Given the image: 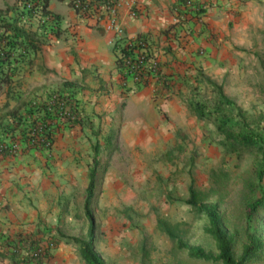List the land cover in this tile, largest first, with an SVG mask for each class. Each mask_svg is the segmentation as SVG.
<instances>
[{"label": "rangeland", "instance_id": "obj_1", "mask_svg": "<svg viewBox=\"0 0 264 264\" xmlns=\"http://www.w3.org/2000/svg\"><path fill=\"white\" fill-rule=\"evenodd\" d=\"M15 1L0 0V9ZM240 1L250 3L244 16L232 17L235 11L231 9L218 15L223 28L217 29L213 47L222 54V61H211L212 52L195 38L191 41L188 23L181 22L169 25L163 40L172 43L175 61H165L167 56L160 57L161 52L158 58L164 69L174 70L177 92L199 100L210 96L211 91L199 78L202 72L222 84L252 126L263 127L264 0ZM50 9L61 17L60 32L57 36L45 33L40 49L30 52L19 64L17 91L22 97L44 101L58 93L71 96L63 102L71 101L81 109L85 127H66L58 132L50 148L23 158L26 166L34 167L30 176L37 177L38 187L49 184L57 175L50 167L71 164L76 170L71 192H65L69 186L65 181L57 189L64 213L48 223L64 234L86 235L84 187L89 181L93 145L99 143L97 178L101 191L92 204V213L96 247L107 264H216L189 258L158 226V220L176 224L184 241L216 253L213 241L204 232V217L196 216L184 202L190 186L203 199L217 203L228 231L236 235L234 248L238 253L248 228L243 203L249 192L246 182L252 156L237 159L225 154L213 124L196 118L178 93L167 100L156 96L153 85L138 88L130 78L131 90H124L115 78L114 55L104 59L103 73L97 64L88 66L78 48L79 42L85 44V26L71 21L78 17L64 0H52ZM163 15L166 29L169 16L167 11ZM100 74L105 80L98 85L95 78ZM4 100L3 91L0 106ZM10 105L16 104L12 101ZM51 184L56 187L54 181ZM260 187L264 189V179ZM260 212L257 219L264 222V209ZM59 253L62 258L58 264H82L72 243H66ZM253 264H264V256Z\"/></svg>", "mask_w": 264, "mask_h": 264}, {"label": "trees", "instance_id": "obj_2", "mask_svg": "<svg viewBox=\"0 0 264 264\" xmlns=\"http://www.w3.org/2000/svg\"><path fill=\"white\" fill-rule=\"evenodd\" d=\"M182 1L180 0V3ZM49 2L50 0H37L34 4L35 7L27 10L21 8L19 0H16L14 4L0 9V96L3 91L5 95L4 105L0 106V141L19 138V136L23 138L37 120L44 121L46 136L51 139L52 144L56 134L62 129L75 126L85 127L84 114L71 101L67 102V105L70 116L73 118L65 116H62L63 119L56 118L46 105L61 104L62 100L71 96H62L58 93L55 95L56 100L53 98L48 102L29 96L22 97V94L17 91L16 84L19 85V82L16 81V77L19 73V64L26 59L30 52L33 53L40 49L45 33L51 31L53 35L57 36L60 32L61 17L48 8ZM198 13L196 12L193 16L198 17ZM39 15L46 19L41 20L38 18ZM166 32L168 33V30ZM136 38L137 44H133L129 49L122 47L117 51L116 48H113V51L115 63L122 79L134 80L132 77L137 79L138 74L143 77V83L137 80L134 83L138 88H141L151 83L150 72L146 64L144 66L143 63H138L139 68L134 74H126L123 72L121 61H119L120 52H131L132 49H135L138 55H144L148 59L154 56V53L157 54L155 57H158L159 51L153 46L149 37L138 35ZM158 68V76L155 80L156 96L168 100L178 93L186 108L196 118L213 124L216 132L221 136L219 144L225 154L234 155L237 159L244 155L252 156V163L248 171L250 176L246 182L249 192L246 193L243 203L248 228L244 232L245 239L241 241L238 253L234 248L236 235L228 231L224 215L217 203L200 197V192L192 186L189 187V196L184 202L190 206L196 216L204 217V232L213 241L216 253L202 245L189 244L184 241L180 237L179 227L176 224L158 220V226L171 239L174 247L186 252V255L191 259L216 264H253L264 256V222L257 219L260 211L264 209V189L260 187V183L264 179V126L260 127L258 124H255V127L252 126L243 110L225 93L222 84L204 73L199 72V78L201 77L208 88L207 90L211 91V95H205L199 100L196 97L183 95L181 90L177 92L178 80L165 75L160 62ZM12 101L16 105L11 106ZM62 104L63 110L65 103ZM93 150L94 155L88 171L89 181L82 205L88 223L86 235H69L59 230L56 234L43 233L42 230L29 234H18L16 237L0 240V257L9 258L12 264H43L51 257L52 251L63 239L77 247L82 264H107L96 247L98 240L92 213V204L101 191L97 178V167L100 162L98 154L101 145L94 144ZM1 155L8 154L3 152Z\"/></svg>", "mask_w": 264, "mask_h": 264}, {"label": "crops", "instance_id": "obj_3", "mask_svg": "<svg viewBox=\"0 0 264 264\" xmlns=\"http://www.w3.org/2000/svg\"><path fill=\"white\" fill-rule=\"evenodd\" d=\"M51 1L49 2V6L51 5ZM249 4L248 1L237 2V0H212L208 9L201 14V16L194 17L188 15L185 19L179 22H181L180 24L188 23L187 27L189 28L190 33L187 34L189 35L190 40L192 41V39L195 38V42L212 52V55L214 56L210 60L219 62L223 60L221 57L222 54L213 47V44H216L217 29L223 28V22L218 20L219 13L231 9V12L235 11L233 12L234 14L232 17H242L248 12ZM173 6L174 0H140V8L142 11L140 17L131 18L127 15L126 11L123 10L120 12V18L124 25L126 36L130 38H136L138 35L149 37L153 46L161 52L159 56L162 58L164 55L167 56V58L164 57L163 59H165V61H167V59L169 61L171 60V63L176 59L173 55L174 51H171L172 43L167 44L163 40H165L166 30L169 29V25L171 27V25L177 23V21H175V16L173 15L174 12L172 11ZM164 11H167L169 16L167 23L168 27L166 26V29L163 28V25L165 24V16L163 15ZM158 14L162 15L158 17ZM237 14L239 15L237 16ZM197 18H200L204 22L198 19L200 20L198 23L196 20ZM70 19L73 23L77 20L79 25L85 26V28L82 27L85 36L87 35L85 44L84 42L83 44L82 42H79L80 45H78L83 60H88V66L91 64H97L99 71H102L103 73L106 67L104 66V59L106 61V58H110L112 55L115 56L113 51V33L105 31L100 25L91 20L86 21L80 18ZM90 31L92 33H90ZM93 31L99 33H94ZM187 38L188 37L186 36V39ZM218 39L220 40V38ZM232 60L234 61L233 58ZM161 61L162 60L159 58L163 73L170 78H175L176 74L173 72L174 70L164 69ZM101 65H103V68ZM81 69H85V72L86 70L88 71L86 67H82ZM113 71L115 72V78L120 86H123L124 90L125 87L131 90L128 86V80L122 79L117 66L116 68L113 66ZM103 76V74L98 75V77L95 78V82H97V84H104L105 78ZM81 79L83 81L87 80L84 76H82ZM150 82L149 85L155 84L154 79H151ZM38 151L40 150L24 148L13 157L12 155H0V240L4 238H13L18 234L34 233L38 230H42L43 233L51 232L52 234H56L58 231V228L49 224L52 220L51 218H55V216L56 218H60L61 214L64 213L63 199H61L60 193L57 192V189H60L59 185L65 181L66 184H69V186L67 185L65 187V192L70 193L72 190V184L75 183L74 179L76 177V170L72 168L73 165L71 164L68 167H65L64 165L50 167L57 175L50 179L49 184L44 185L43 187H38L37 177L34 175L30 176L34 167L26 166L23 159L26 158L28 154H33ZM28 179L31 182H28ZM51 181H54L56 187H53ZM87 185L88 182L84 187L85 189ZM57 186H59V188H57ZM44 190L46 191L45 197L43 195ZM66 243L67 241L62 239L52 251L51 257L43 264H58V261L62 258L61 253L59 252L63 249V246ZM67 260H69V258ZM0 264L12 263L9 258L0 257Z\"/></svg>", "mask_w": 264, "mask_h": 264}, {"label": "built area", "instance_id": "obj_4", "mask_svg": "<svg viewBox=\"0 0 264 264\" xmlns=\"http://www.w3.org/2000/svg\"><path fill=\"white\" fill-rule=\"evenodd\" d=\"M36 1L37 0H19V4L21 8L30 10L35 7L34 4ZM65 1L76 17L86 21L91 20L100 25L105 31L112 32L113 45L117 51L122 47L129 49L133 44H137V38L126 36L124 25L121 22L120 12L123 10L126 11L127 15L131 18L140 17L142 14L140 0H64V2ZM211 2L212 0H183L180 3V0H174L172 11L174 12L175 21L179 22L188 15L193 16L196 12H199L198 16H201V14L208 9ZM48 8L50 9V6ZM38 18H41V20L46 19V17H40V15ZM48 19L51 20L49 17ZM47 33L52 34L51 31ZM155 56H157V54L155 55L154 53V56L147 59L144 55H138L136 50L132 49L131 52H120L119 61H121L123 72L126 74H134L139 68L138 65L140 63H143L144 66L146 64L150 72L149 80L154 79L155 81L159 69V58ZM135 61H137V65ZM132 78H134V80L132 79L134 82L137 80L143 83V77H140L138 74L137 79L135 77ZM153 86L155 87V84ZM56 99L57 97H55V100ZM52 100L53 98L50 101ZM62 103L65 102L62 100L61 104L46 105L56 118L63 119L62 116L73 118V116H70V112L68 111L69 107L66 103L62 110ZM45 128L44 121L37 120L35 125L26 132L23 138L19 136V138L1 140L0 155L3 152L8 155H15L22 149L29 147L34 149L50 148L53 144L51 143V139L46 136Z\"/></svg>", "mask_w": 264, "mask_h": 264}]
</instances>
